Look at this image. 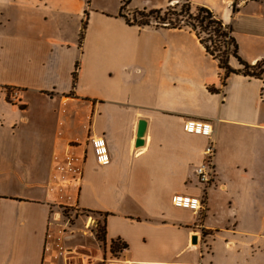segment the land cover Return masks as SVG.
<instances>
[{"label": "crops", "instance_id": "1", "mask_svg": "<svg viewBox=\"0 0 264 264\" xmlns=\"http://www.w3.org/2000/svg\"><path fill=\"white\" fill-rule=\"evenodd\" d=\"M52 1L57 6L62 3L61 9L51 11ZM189 1L193 12L200 6L207 7L233 28L244 61L264 63V0H245L237 9L229 6L230 0ZM170 5L171 0H131L129 8L166 10ZM120 8L121 1L114 15L102 12L124 30L137 27L126 23L119 15ZM73 10L74 4L68 0H0V264H106V259L118 257L112 254L105 258L92 229L85 235H69L67 224L62 222L64 214L57 221L53 219V212H60L62 205H73L66 201L70 190L79 194L73 196L78 206L107 213L108 243L123 241L126 250L120 257L133 264H264L260 257L216 260L225 230L209 223L208 217V212L214 210L212 193L217 187L233 199L230 201L241 219L249 221L252 213L253 221L264 218V74L258 78L231 73L225 88L222 82L210 83L208 87L214 88L209 89L210 95L221 96L217 112L204 109L200 113H181L133 106L117 97L119 91L112 90L111 75L100 79L108 84L107 91L92 93L82 88V82L93 84L101 77L93 72L96 60L83 65L80 61L91 54V44L97 42L91 28L82 44L79 34L85 21L75 29L74 38L59 36L50 28L56 16L59 23L62 20L66 24L65 17L69 18ZM177 30L183 29H160L162 34ZM99 43L109 47L108 56L129 54L130 42L126 40L108 36L96 46ZM78 61L82 66L74 86ZM231 65L242 67L236 57L231 58ZM204 82L209 84L206 78ZM228 107H239L244 113L229 117L223 112ZM144 109L158 116L147 114V142L135 150L137 122ZM188 116L210 119L216 130L219 181L208 190L205 217L200 211L173 203L176 193L201 196L203 192L196 183L195 170L207 137L185 130L184 118ZM217 122H235L250 133L235 140L234 149L233 141L227 145L223 153L228 150L229 160L220 151ZM94 136L107 140L111 156L107 165L97 160L91 143ZM180 136H188L190 144L192 137L195 145L202 140V145L193 151L191 145L187 150L171 149V139ZM58 171L70 174L63 181V191L56 186ZM160 188L169 192L165 201L158 196ZM227 232L254 237L250 230ZM232 240L230 248L224 242L228 251L239 254L243 248L254 249L250 241ZM59 242H63L64 249L58 247ZM260 250L258 247L256 252H264Z\"/></svg>", "mask_w": 264, "mask_h": 264}, {"label": "rangeland", "instance_id": "2", "mask_svg": "<svg viewBox=\"0 0 264 264\" xmlns=\"http://www.w3.org/2000/svg\"><path fill=\"white\" fill-rule=\"evenodd\" d=\"M68 1L74 4V10L70 17H65L69 23L66 22V24H63L62 20L59 23L58 19L60 18L56 16L57 18L53 21L52 26H50L57 35L74 38V36H76L75 29L81 27L83 20L85 21L84 36H86L87 30L89 31L90 27L93 40L97 42L108 36L111 39H122L130 42V49H128L129 54L124 53L120 55L116 53L114 57L112 55L108 56L110 55L107 54V49L109 47L102 46L101 43L96 46L97 42L91 44V54L81 57L80 61L83 65V63L89 64L96 60L95 64H97V68L93 72L97 75H101V77H99L96 82H93V84L84 80L82 82V88L84 90H90L92 93L107 91L108 84L100 79H103L104 75H111L112 90L119 91V93L116 94L117 97L124 99L123 101H126L127 103L130 102L133 106L136 104L141 105L144 108H158L160 110L181 113H186L187 111L200 113L203 112L204 109L213 110L215 112L220 110L219 104L221 96H217V98L211 96L209 89H212L213 87L208 86L212 82L218 84L222 82L221 87L225 88V84L222 80L224 71L219 67L218 60L206 53L203 45L196 39L193 32H191V28L187 26L185 21L189 18L186 13L180 15L177 21V27L180 26V28L176 27V29H183L182 31L177 30L168 34H162L159 29L154 28V24H156L155 19H150V26L146 29L141 30L137 26L126 28V30H124L123 27L118 25V22L115 19L106 18L108 15L104 14L102 11L114 15L121 0ZM57 5L56 1H52L50 3L51 11L55 8L61 9L63 4L61 3L60 6ZM237 7L238 6H235L234 9H237ZM56 12L58 15L61 13L64 16L61 11ZM130 12H133V10ZM111 17L115 18V16ZM181 20L183 22H181ZM204 35L206 36V33H204ZM112 48L115 47L112 46ZM77 63L79 67L81 64L79 61ZM98 65L100 66L99 68ZM125 66H127V69L124 68ZM216 77L219 78V81L216 80ZM205 78L206 82L209 83L207 85L204 82ZM214 78L215 80L212 81L211 79ZM97 81L100 83H97ZM9 96L12 99L11 95ZM135 108L130 110H134ZM153 112L154 111L144 109V114L140 116H149L147 114H151L153 117L158 116L157 113ZM223 112L229 117H238L244 113V110L239 107H234V109L228 107L227 111L224 109ZM183 117L184 116H182V118ZM216 126L219 129V145L222 153L225 151L229 143L231 144L233 141L232 147L234 149L235 140L250 134L247 129L238 127L235 122L234 124L228 125L217 122ZM188 141V136L172 138L171 143L173 145L171 149L181 148L182 150H187L191 145V151H193L192 149L202 145V140L200 142L198 141L195 145L192 137L191 144L188 143ZM223 155L229 160L228 150L223 153ZM197 161L195 165L197 164ZM235 179L236 175L234 176V180ZM217 181H219V179H217ZM239 182L240 179L237 176V186H239ZM168 193V190H165V188L158 189V196L164 201L167 200ZM76 194L77 191L70 190V195L66 201L73 205H62L63 207L61 209V212L64 214L62 222L66 223L68 226L65 227L67 234L79 233L78 235H85L86 232H90V229H92L95 232L96 237L100 240V251L104 252L106 255L105 258L112 254L121 258L122 254L118 252V248L112 246V243H108V240L105 237V216L107 213L105 214L102 211L99 213L96 210L78 206L79 203L76 204L73 200V196L79 195ZM223 194V192H219V189L215 187L212 193L214 210L212 208V210L208 212V217H211L209 223H216V225L221 226L222 229L225 230L223 234L224 240L219 243L220 247L216 249V260H253L260 257L259 261L264 262V252H256L258 247H261V250H264V218L259 221H253L254 214L252 213L248 215L249 221L241 219V215L239 216L236 213V205L231 202L233 199H229L227 194ZM207 209H209V194H207L206 197L205 208L200 210L203 217L207 215ZM87 217H90L88 222H86ZM228 229L245 232L246 230H250L253 231L251 236L254 237L232 234L227 232ZM103 236L106 239V244L102 241ZM233 236H236V238ZM233 238L250 241L254 245V249L243 248L239 254L235 252L236 250H226L224 242L225 246L230 248L228 245L233 241ZM255 239H257V241H255ZM93 241L95 242L94 238ZM72 242L69 243L71 244ZM208 247L207 249H209ZM252 250H254V252H252L253 254L250 252ZM208 251H211V249ZM67 254L69 255L70 252H67ZM208 259H210L209 256ZM98 264L103 263L99 262Z\"/></svg>", "mask_w": 264, "mask_h": 264}, {"label": "trees", "instance_id": "3", "mask_svg": "<svg viewBox=\"0 0 264 264\" xmlns=\"http://www.w3.org/2000/svg\"><path fill=\"white\" fill-rule=\"evenodd\" d=\"M131 0H121L120 16L124 18L126 23L131 26H150V19H155V29L174 28L176 29L178 18L183 13L188 15L185 22L187 26L195 32L199 42L203 45L207 54L218 60L219 67L224 71L222 77L225 84L226 78L231 73L243 74L245 76L262 78L264 74V63L251 64L244 61L239 56V45L233 35V28L220 20L217 15L207 7L200 6L195 12L191 9L189 0H183L175 5H170L167 10L161 9H136L130 12L129 4ZM180 7V8H179ZM181 10H179V9ZM159 19V20H158ZM161 19V20H160ZM181 22H183L181 20ZM186 27V26H185ZM177 28H180L177 27ZM85 23L80 33V43L82 44L85 36ZM206 33V36L204 35ZM236 57L242 67L235 68L231 65V58ZM78 63L74 71V86L78 78ZM211 90V89H210ZM212 91V90H211ZM106 237V235H105ZM103 236L102 241L106 244ZM112 246L118 248L121 254L126 250V244L120 239L112 241Z\"/></svg>", "mask_w": 264, "mask_h": 264}, {"label": "built area", "instance_id": "4", "mask_svg": "<svg viewBox=\"0 0 264 264\" xmlns=\"http://www.w3.org/2000/svg\"><path fill=\"white\" fill-rule=\"evenodd\" d=\"M245 0H230L229 6L234 8ZM182 0H171V5L180 3ZM184 128L187 132L202 134L207 137L206 145L203 149V157L195 170L196 183L202 188L201 196L187 195L182 193H176L173 196V203L176 206L191 208L196 211H200L205 208L206 197L209 188L213 185L217 178V138L216 130L212 120L202 119L196 117H185ZM91 143L94 148L97 160L102 165H107L111 162V156L107 145V140L104 136H94L91 138ZM70 174L68 171H58L56 173L57 189L63 191L66 187L63 181L68 180ZM63 213L53 212V219L55 221L61 218ZM61 230V229H60ZM64 233L63 230H61ZM58 247L64 249L63 242L58 243ZM106 264H133L131 261L125 258H113L106 259Z\"/></svg>", "mask_w": 264, "mask_h": 264}, {"label": "water", "instance_id": "5", "mask_svg": "<svg viewBox=\"0 0 264 264\" xmlns=\"http://www.w3.org/2000/svg\"><path fill=\"white\" fill-rule=\"evenodd\" d=\"M150 119L146 116H141L137 122L134 149L138 150L146 145L149 134Z\"/></svg>", "mask_w": 264, "mask_h": 264}]
</instances>
